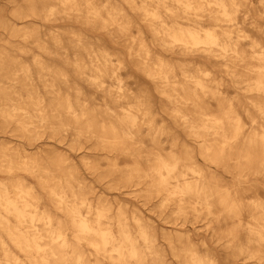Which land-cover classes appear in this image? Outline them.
<instances>
[{"label":"bare ground","instance_id":"1","mask_svg":"<svg viewBox=\"0 0 264 264\" xmlns=\"http://www.w3.org/2000/svg\"><path fill=\"white\" fill-rule=\"evenodd\" d=\"M25 1L31 4L28 12L19 7L13 10L20 20L52 15L70 18L75 14L76 20L95 31L106 32L112 40H117L118 34L129 36V31H133L128 9L113 0H54L52 4L48 0ZM123 1L143 16L152 38L163 49L199 53L214 63L223 59L233 83L244 89L252 108L244 104L229 80L219 78L204 63L181 60V79L175 71V62L157 55L142 31L130 35L129 54L139 56V67L167 101L163 106L166 113L193 136L204 158L228 171L233 160L234 170L264 177V25L251 19L247 0ZM259 1L264 10V0ZM206 15L213 18L211 23ZM6 21L1 18L0 26L8 33L37 42L45 52L51 53L50 48L61 43L58 34L52 38L54 45L48 46L45 32L22 30L21 25L30 27L27 21L25 24ZM71 38L75 47L88 49L89 61L82 62L76 53L63 52L66 62L87 82L119 98L123 114L98 126L94 112L77 110V107L84 109L87 100L84 91L78 88L75 101L69 94L55 93L57 102L50 107L56 111V118H49L43 96L34 91L36 77L31 65L15 60L2 45L0 75L12 80L11 85L22 84L27 94L12 88L3 97L6 102L0 103V116L18 121L21 129L29 133L33 132L30 123L37 118L44 126L60 131L72 127L78 137L92 134L106 151H129L134 163L128 167L125 181L147 182L149 195H163L165 201L176 202L179 213H186L192 198L208 214L219 206L218 217L225 215L233 220L232 227L223 232L234 247L233 255L264 260V254L259 252L264 247V190L254 186L248 190L249 195H242L240 180L227 186L216 176L206 174L192 154L194 150L177 142V137L156 118L152 95L134 77L129 80L136 89L126 95L129 88L124 76L129 67L124 59L109 51L101 37L96 43L83 33H73ZM20 48L33 57L38 78L51 91L70 80L63 69L34 55L25 45ZM48 73L53 75L52 79L46 77ZM15 96L21 100L19 103L14 101ZM149 116L148 127H144L140 123ZM140 133L146 136L140 138ZM147 140L157 145L158 151L167 152L147 153ZM1 155L0 171L25 170L35 174L61 215L47 206L29 182L19 177L0 180V264H170L160 237L182 264H219L213 252L196 249L189 233L176 228L166 231L137 215L132 217L133 226L124 210L115 212L104 202L94 204L72 172L64 173L63 180L52 181L53 170H63L62 159L54 162L53 169L50 163L34 157L15 159L5 151ZM242 196L250 197V201L245 203ZM178 244L181 250L177 249ZM235 257L223 260L229 263Z\"/></svg>","mask_w":264,"mask_h":264},{"label":"rangeland","instance_id":"2","mask_svg":"<svg viewBox=\"0 0 264 264\" xmlns=\"http://www.w3.org/2000/svg\"><path fill=\"white\" fill-rule=\"evenodd\" d=\"M57 1V0H56ZM101 0H99L100 2ZM118 5L128 9L130 20L133 24V31H129L130 35H137L139 30L142 31L143 36L147 38V42L154 48L157 55L163 56L168 60L175 62V71L178 76L182 78V70L179 66L181 60L195 61L204 63L214 74L219 78L229 80L232 87L237 88L240 93L244 104L247 107L252 108L251 101L248 100L247 93L241 86H236L232 81V76L228 69L224 65L223 59L219 63H214L211 58H208L199 53L185 54L180 51H170L163 49L157 41H154L152 35L149 33L146 21L143 20V16L138 12L129 8V5L123 0H113ZM140 1V0H137ZM54 0H48L49 4L54 3ZM247 5L250 10V16L253 21H256L264 25V10L259 0H247ZM19 7L23 12L31 8V4L25 0L15 2L13 0H0V20L1 18L11 22L16 20L25 24L26 21L30 24V27L21 25L22 30L27 29L29 31H43L46 33V38L49 40L48 46L54 45L51 43L53 36L58 34L61 43L59 46L54 45L50 48L51 53L45 52L38 47L37 42H31L24 39L21 35H11L7 32L4 26H0V46H6L9 53L15 60L21 62H27L33 69L34 76L36 77V84L34 85V91L39 92L44 98V104L46 106V112L49 118H56L55 110L50 107L51 104L57 102L54 97L58 91L60 94H69L72 99L76 94V89L81 88L87 97L86 107H77L79 112L85 111L89 113H95L96 124L98 126L108 123L110 119H116L118 115L123 114V108L121 100L106 91L104 88L96 87L95 85L87 82L81 73L75 71L74 67L66 62L63 52H68V55L76 53L82 62L89 61L88 49L82 46L75 47L71 41L73 33H83L86 36H90V39L96 43L101 37L104 45L109 51L118 54L124 59L128 68V74L124 76V80L127 81L126 92L128 95L130 92L135 91V86L129 79H134L141 84L143 90L148 91L153 97L154 109L157 112L156 118L161 120L160 122L169 131L177 137V142L184 144L194 151L192 154L195 159L204 167L205 173L212 175L220 180V182L227 186H232L238 183V180L242 182L239 186V191L242 195H249L248 190L253 189L254 186H259L264 190V177L255 174L251 171L239 172L233 169V160L229 162L230 170H225L222 167L217 166L204 158L200 153V148L197 142L193 139L191 134L183 129L175 118L166 113V108L163 106L167 101L161 97L156 84L151 80L149 76L143 71L140 63L139 56L136 54L130 55L128 51L129 41L131 36H122L118 34L117 40H112L110 36L104 31H95L89 26L84 24L81 20H76L75 14H72L70 18L63 16L52 15L49 17H29L23 20L16 18L13 14V10ZM18 9V8H17ZM163 12H165L163 10ZM16 13V12H15ZM205 18L210 23L213 18L206 15ZM51 32H54L51 34ZM57 35V36H58ZM33 38V37H31ZM6 40L11 42L6 43ZM36 39L35 37L33 40ZM36 41V40H34ZM27 46L28 49L33 50L34 55L42 56V59L55 68L63 69L69 77L68 82L62 83L57 87L56 91H51L50 87L46 86L44 81L38 78L37 66L33 57L21 49V46ZM137 49V48H136ZM115 56V55H114ZM52 74L48 73L47 78L52 79ZM11 81V82H10ZM12 80L0 75V103L6 102L3 99L6 93H11L12 88L20 94L26 95V88L20 83H14L11 85ZM240 87V88H239ZM53 93V94H52ZM99 94L102 97H97ZM11 96L13 94H10ZM17 95V94H16ZM16 103L21 101L15 96ZM75 101V99H74ZM108 104V107L105 105ZM62 117H65V113ZM143 116L140 115V118ZM146 121L140 124L144 127H148L147 121L149 117H145ZM144 118V119H145ZM154 119V118H153ZM261 121L263 118H260ZM159 122V123H160ZM33 132L29 133L21 129L18 121L5 120L0 116V160L2 158V151L7 152L15 159H22L25 157H34L41 162L50 163L54 169V162L59 159L63 160L61 169H54L51 174V180H63L64 173L72 172L77 180L84 187L88 195L93 199V203L104 202L112 207L113 211L122 209L131 219V224L134 226V215L142 216L146 218L150 223L164 228L166 231H171L172 228H176L184 233H189L196 242V249L200 252L210 251L215 254L219 260V264H264V260L257 261L256 259H249L244 254H239L235 257L233 255L234 247L228 242L223 232H226L232 227L233 220L227 216L218 217L220 211L219 206L213 207V214H208L205 208H202L200 204L196 203L192 198L188 202L186 213H179L177 203L174 201H165L163 195L156 196L155 194L149 195L146 192L149 187L147 182L141 183L134 179L132 182L125 181L124 177L129 174V169L134 163V156L128 152L122 151H106L101 147L96 138L89 133H85L83 136L78 137L75 130L72 127L66 130H58L43 125L41 121L34 118V122L29 125ZM32 134V135H31ZM36 134V137L34 136ZM146 136L143 133L139 134L140 138ZM175 140V141H176ZM146 152L150 154L163 153L167 151H158V146L152 141H148ZM183 153V151H179ZM145 154V151H144ZM22 178L29 182L39 191L43 200L47 206L51 208L57 215H61V212L55 207L52 198L47 191L41 186L38 177L25 170H16L13 173L0 171V180L8 181L13 178ZM76 188L77 182L74 181ZM245 203L250 201V197H241ZM198 207L199 211L194 208ZM221 232V233H219ZM223 234V235H222ZM161 243H164V247L167 252V258L170 264H182L181 261L176 259L172 250L167 244V241L160 237ZM177 249L181 250V246L178 244ZM260 253L264 254V247H260ZM235 252V251H234ZM228 257L236 258V260L229 263L224 262L223 258ZM264 257V256H263ZM247 258V259H245Z\"/></svg>","mask_w":264,"mask_h":264}]
</instances>
